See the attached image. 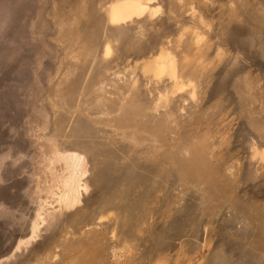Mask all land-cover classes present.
I'll return each mask as SVG.
<instances>
[{"label": "rangeland", "instance_id": "rangeland-1", "mask_svg": "<svg viewBox=\"0 0 264 264\" xmlns=\"http://www.w3.org/2000/svg\"><path fill=\"white\" fill-rule=\"evenodd\" d=\"M113 1L0 0V264H264V0Z\"/></svg>", "mask_w": 264, "mask_h": 264}, {"label": "bare ground", "instance_id": "bare-ground-1", "mask_svg": "<svg viewBox=\"0 0 264 264\" xmlns=\"http://www.w3.org/2000/svg\"><path fill=\"white\" fill-rule=\"evenodd\" d=\"M152 0H115L107 7V20L112 26H118L133 19H138L145 14H152L153 8L149 7ZM109 49L106 47L105 55H108ZM152 75L155 79H160L165 75L175 86H178L175 76V68L168 55H157L151 67ZM177 88V87H176ZM179 90L181 89L178 88ZM181 91V90H180ZM55 160L60 161L64 166V174L56 178L60 187L58 191V203L66 206L74 205L79 202L80 192L85 191L84 177L86 175L85 158L77 153H57ZM76 206V205H75ZM32 228V233L35 230Z\"/></svg>", "mask_w": 264, "mask_h": 264}, {"label": "snow or ice", "instance_id": "snow-or-ice-1", "mask_svg": "<svg viewBox=\"0 0 264 264\" xmlns=\"http://www.w3.org/2000/svg\"><path fill=\"white\" fill-rule=\"evenodd\" d=\"M159 10H157V12H158Z\"/></svg>", "mask_w": 264, "mask_h": 264}]
</instances>
